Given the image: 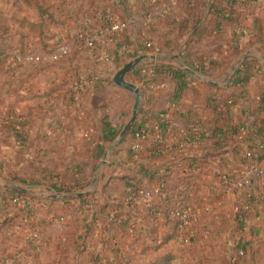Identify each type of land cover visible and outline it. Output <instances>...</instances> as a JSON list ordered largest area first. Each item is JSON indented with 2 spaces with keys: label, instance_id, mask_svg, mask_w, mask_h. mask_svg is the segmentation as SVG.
Masks as SVG:
<instances>
[{
  "label": "crops",
  "instance_id": "crops-1",
  "mask_svg": "<svg viewBox=\"0 0 264 264\" xmlns=\"http://www.w3.org/2000/svg\"><path fill=\"white\" fill-rule=\"evenodd\" d=\"M197 1L206 3L200 13L207 28L201 40L186 32L190 9ZM215 1L48 0L56 22L48 23L49 38L43 40L25 25V21H42L35 6H28L24 0H19V4L0 1V10L10 15L18 27L14 34L19 37L20 46L27 48L31 44L39 52L44 47L53 49L59 42L74 45L76 35L86 31L103 35L110 59L103 62L97 52L76 45L70 60L52 63V70L38 69L26 76L24 73L32 71L20 61L22 74L10 75L0 88V165L23 167L28 161L21 158L27 155L33 156V164L52 157V168L72 161L82 165L105 150L102 163L105 154H109L103 169L107 163L115 168L118 161L125 159L133 171L136 163L130 152L136 129L123 140L118 139L123 124L130 120L135 95L116 84L115 77L125 65L143 57L125 77L143 93L134 125L136 128L145 124L149 133L140 141V153L151 170L166 172L182 184L186 178L194 183L187 202L193 213L191 234L253 237L249 232L252 227L254 231L258 228L259 237H263L264 189L253 181L241 191L226 194L222 178L243 173L248 152L264 164V0H245L235 7L233 14L212 10ZM149 15L153 17L151 23L145 22ZM107 17L111 22L127 20L130 27L109 38L104 35L109 27ZM234 49L242 51L240 56H233ZM246 61L245 68L254 73L249 95L235 106L226 105L223 101L228 99L229 92H238L229 82ZM2 64L6 67L7 61ZM162 64L193 70L197 66L206 73L192 76L194 89L184 94L179 109L171 108L178 81L158 76L157 69ZM46 72H50L48 78ZM242 75L239 72V77ZM48 97L52 98V109L45 105ZM9 114L27 117L26 126L20 131L27 135L25 145H20L3 125L2 120ZM163 119L171 123V132L166 136L168 148L160 159H148L156 141L154 127ZM185 131L200 132L204 138L181 148ZM31 168L32 165L24 166L23 171ZM59 170L67 169L62 166ZM75 171L73 176L83 175L82 171ZM154 200L160 202L161 197Z\"/></svg>",
  "mask_w": 264,
  "mask_h": 264
},
{
  "label": "rangeland",
  "instance_id": "rangeland-1",
  "mask_svg": "<svg viewBox=\"0 0 264 264\" xmlns=\"http://www.w3.org/2000/svg\"><path fill=\"white\" fill-rule=\"evenodd\" d=\"M12 1L19 4V0ZM9 16L0 10V88L8 81L7 77H16L21 71V66L18 67L21 62L15 54L39 57V60L25 62L32 72L24 73V76L34 74L38 69L52 70V63H58L52 61V46L39 52L31 44L27 48L20 46L19 37L14 34L18 27ZM3 60L7 61L6 67ZM65 62L61 60L59 64ZM46 73L48 78L50 72ZM4 88L7 89V85ZM45 105L52 109V98L48 97ZM104 153L105 150H101L96 158L82 162L83 167L73 161L63 163L60 167L67 169L63 172L60 167L52 168V157L44 163L33 164V156H24L21 159L28 162L23 165L33 167L27 172L23 171L24 166L0 165V183L3 184L0 186L30 188L24 193L31 196L25 199L30 209L28 220H17V225L0 230V264H264V236L259 237L258 228L254 231L250 227L253 237H194L189 228L183 231L175 227L171 215H168L169 209L164 208L157 216L152 215L141 199L143 192L138 200L139 208L132 213L127 226L122 222L115 223L121 225L123 232L113 226L107 227V222L105 226L98 223L106 213H101V205L129 199L135 181L127 177H136L141 169V165L136 164L131 171L125 159L118 161L115 168L107 163L103 169ZM76 169L82 171L81 177L73 176ZM12 175L23 177L25 183L9 182ZM62 180L69 184L65 191H61ZM74 180L81 183L68 192L69 186L75 184ZM52 183L57 184L53 187ZM54 194L69 196L66 200L71 201L70 204H61L65 200L61 197L58 198L61 203L54 204ZM78 194L84 195L78 197ZM1 205L10 214L20 211L8 200ZM32 213L38 214L37 221L30 219L34 217Z\"/></svg>",
  "mask_w": 264,
  "mask_h": 264
},
{
  "label": "trees",
  "instance_id": "trees-1",
  "mask_svg": "<svg viewBox=\"0 0 264 264\" xmlns=\"http://www.w3.org/2000/svg\"><path fill=\"white\" fill-rule=\"evenodd\" d=\"M24 2L28 6H35L39 13L42 21L40 23H30L28 21H25V25L30 29V31L34 32L36 36L40 37L42 40L49 38V33L51 29L49 28L48 23H53L55 21L54 15L50 12V8L47 6L48 5V0H24ZM206 6L205 2L197 1L194 5H192V8L190 9V14H189V23L187 26V34H192L194 37H197L198 40H201L203 36L206 33L207 28L202 24V18H201V11L203 8ZM235 4H231L229 7H226V5L222 2V0H216L213 2L211 9L212 10H220L221 12L227 11L229 14H233L235 9ZM121 21H127L123 19H119ZM111 24V18L107 17V25ZM86 32V31H85ZM62 42L55 43L53 46V49H56L59 45H61ZM77 44L79 46L85 45L84 39H80L77 41ZM140 48L141 45L139 46ZM142 50V49H141ZM242 51L240 50H233V56H240ZM248 61H246L244 64H242V67L238 72L235 73L234 77L230 80V84L232 86H235L238 88V92L236 91H230L228 94V99L226 100L232 102V106H235V104L238 103L240 99L246 98L249 95L248 88L250 86V83L252 79L254 78V73L247 71L245 68L246 64ZM158 70V76H161L164 79H171V80H177V87L172 94V100H171V108L174 109H179L182 107V99L184 97V94L192 89H194V86H192L191 83H188L186 81L187 77H191L188 73H186L183 69L175 67L170 64H162ZM195 70L203 75H205V71L200 69L199 67H196ZM246 70V71H245ZM239 72H242L243 75L239 77ZM193 80H195L193 77H191ZM52 94V89L50 91ZM225 104L227 105V102ZM10 117L11 123H5L3 121V125L8 128L10 132L14 134V137L16 138L17 142L20 143V145H25L27 143V135L24 133L20 132L23 127L26 126L25 121L27 120L26 116L24 115H15V114H9L7 115ZM160 127V133H159V141H154V145L152 149L150 150L151 155L149 156L148 159L152 160H158L162 157V155L165 154V151L168 148V145L166 143V136L168 135V132L165 129V122H159L158 123ZM142 126V125H141ZM13 128V129H11ZM138 128V127H136ZM135 125L132 127V130H135ZM245 129V127H242ZM155 136V135H154ZM203 135L201 134V140L203 139ZM202 142V141H201ZM200 142V143H201ZM175 150H178V148H174ZM202 150H207V147L201 146ZM173 150V151H175ZM181 150V149H180ZM130 157L131 159L138 165H141L140 171L137 173V176L133 179L135 181L134 187H131V191L129 194V197L133 198H138L140 199V193L145 192V191H153L155 188H162L161 193V201H152V208H148V211L152 212V215L157 216L159 212L161 213L162 210L169 209L170 213L168 215H171L172 220L175 224V227L177 229L181 228V230L184 231V229L187 228H182V221L175 216V213L177 210H181L183 208H189L187 205L188 200L190 199L191 193H192V188L194 187V183L190 181L189 179L186 178V183L182 184V182H177L174 179H172L171 175H169L166 172H159L151 170L148 165L145 164L143 168V163H145V158L140 156L138 153L134 152L131 150L130 152ZM129 179V177H127ZM9 182H18V183H25L24 178L19 177V176H14L8 179ZM75 184H72V186H69L68 192H72V188L76 187L77 184H80L81 182H74ZM137 183V185H136ZM57 183H52L53 187ZM154 184L155 187H152L151 185ZM172 184V185H171ZM67 184L61 183L60 187L62 188L61 191H65V188L67 187ZM71 190V191H70ZM164 197V198H163ZM31 196L28 194L24 193L19 187H11V188H5L0 186V230H3L5 227L9 226H15L17 225V220H28V217L30 212L28 209V206H26V200L30 199ZM84 198V197H83ZM83 198H80L79 200H82ZM10 201V203L14 204V206H18L20 211L16 214H10L6 209H2L3 206L1 205L3 202ZM52 202L54 204L59 203V200H54L52 199ZM63 205L70 204L71 201L69 200H64L62 201ZM128 198H126L124 201L118 200L116 201L113 205H101V213L104 214V219H99L102 223L103 226L106 225L107 222V227H116L122 230L123 229L120 227L121 225H116L119 224V222L123 223V225L127 226V223L129 222L128 220L132 218V213H134L138 208L139 205H128ZM55 206V205H54ZM125 209H124V208ZM6 208V207H4ZM56 211V210H55ZM126 211V212H125ZM54 211L52 210V213ZM34 217H31L30 219L32 221H37L38 219V214H31ZM169 217V216H168ZM169 217V218H170ZM111 220V223H108V221ZM156 222L158 221L157 219L155 220ZM155 222V224H156ZM105 223V225H104ZM116 223V224H115ZM156 226V225H155ZM120 230V231H121ZM149 232V231H146ZM153 231H150V234ZM105 235V233H103ZM102 234V237L104 235ZM37 236V235H33ZM148 236V235H147ZM113 237H118V235H113ZM150 237V236H149Z\"/></svg>",
  "mask_w": 264,
  "mask_h": 264
},
{
  "label": "built area",
  "instance_id": "built-area-1",
  "mask_svg": "<svg viewBox=\"0 0 264 264\" xmlns=\"http://www.w3.org/2000/svg\"><path fill=\"white\" fill-rule=\"evenodd\" d=\"M245 0H222V2L226 5V7H229L231 4H235V6L243 3ZM153 21V17L149 15L145 22L151 23ZM130 27V22L128 21H121V20H115L111 22L109 25L107 31L104 33L105 36L112 38L114 35H116L119 32L127 31ZM103 35L98 34H89L85 33V31H81L76 35L75 44L72 45L70 43H62L59 45L56 49L52 51V61L59 62L61 60L68 59L73 51L74 48L79 46L77 44V41L80 39H84L85 46L89 48L91 51L97 52L99 54V58L103 62H108L109 56L107 52V45L106 42L102 39ZM148 48L151 47V44L147 43L146 45ZM17 59L21 62H28L33 60H39V57L30 55L26 57H22L19 54H15ZM197 66H195L196 68ZM192 77V76H191ZM191 77H187L186 81L188 83H193V79ZM229 106H232V102H227ZM5 123H11L10 117L6 116V118L3 120ZM2 121V122H3ZM165 122V129L170 134L171 132V123L168 120L163 119ZM12 124V123H11ZM147 126L145 124H142V126H139L134 131V139L135 143L132 145L131 150L134 152L140 154L141 152V144L140 141L144 139L146 133H149L147 131ZM160 133V127L159 125H156L154 127V135L156 136V141H159ZM183 139L181 140V148L186 147L187 145H191L192 143H198L201 141V133L200 132H193V134L190 131H185L182 133ZM245 165H244V171L241 174L234 175V176H224L222 178V188L223 192L226 194H233L235 192L241 191L247 187H249L253 181L257 182L263 189H264V164H259L256 160L255 155L252 152H248L245 155ZM162 188H155L153 191H145L141 194V199L144 200L145 204H147L148 208H152V201L154 200V197L161 196ZM139 199L129 197L127 204L128 205H139ZM192 209L189 208H183L181 210H177L175 213V216L178 217L182 221V228H189L191 222H192Z\"/></svg>",
  "mask_w": 264,
  "mask_h": 264
},
{
  "label": "water",
  "instance_id": "water-1",
  "mask_svg": "<svg viewBox=\"0 0 264 264\" xmlns=\"http://www.w3.org/2000/svg\"><path fill=\"white\" fill-rule=\"evenodd\" d=\"M142 60H143V57H140V58L136 59L135 61L128 63L127 65H125L123 67V69H121L119 71V73L115 77L116 84H118L120 87L130 91L131 93H133L135 95V103H134V106L132 109V114H131L130 120L125 125L122 133L120 134V137L118 139L119 141L123 140L128 135V133L131 131L133 125L135 124V122L138 118V114L140 112V108L142 105L143 93H142L141 89L139 87H137L136 85L129 83L125 80V77L127 76V74L130 73ZM183 70L191 76H198L199 75L198 72H196L195 70H193L189 67H183ZM108 154H109V152H107L104 156V163H106V161L108 159ZM20 189L23 192H26L30 188H28V189L20 188ZM83 195L84 194H78L77 196L82 197ZM52 197L53 198H60L61 197L63 199L70 198L69 196H65V195H61V194H54V195H52Z\"/></svg>",
  "mask_w": 264,
  "mask_h": 264
}]
</instances>
